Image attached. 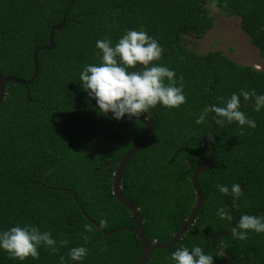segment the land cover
<instances>
[{
  "label": "trees",
  "instance_id": "trees-1",
  "mask_svg": "<svg viewBox=\"0 0 264 264\" xmlns=\"http://www.w3.org/2000/svg\"><path fill=\"white\" fill-rule=\"evenodd\" d=\"M210 0H0V68L4 77L33 79L34 53L50 44L52 27L64 22L54 36L53 51H39V74L28 87L9 83L0 108V230L32 224L51 231L57 251L40 249V258L23 262L0 251V264H134L142 254L137 236L128 231L135 219L113 193L119 161L140 144L146 125L117 122L98 111L82 89V66L99 63L96 41L113 43L126 30H146L164 48L159 61L174 69L177 86L184 84L186 103L179 108L157 105L144 115L152 121L147 145L128 162L122 191L139 209L151 243L170 242L194 211L192 177L211 157L208 137L211 117L196 119L211 104L241 90L264 93V67L243 66L220 51L199 54L185 46V37L202 39L214 27ZM226 16H238L240 27L264 58V0H216ZM171 54V56L169 55ZM133 70V69H132ZM167 83V81H165ZM241 110L257 123L255 129L236 122L218 126L213 135L216 159L199 176L204 203L181 246H199L221 264L212 238L232 231V220L264 213V109L254 110V98ZM127 116V115H125ZM238 183L242 195L226 196L217 184ZM227 207L232 219L221 220L217 209ZM91 225L92 230L85 231ZM87 236L85 240L83 237ZM67 240V245H61ZM85 246L81 262L69 259L73 247ZM215 247L230 253L232 264H264V233L249 230L246 240L233 233L218 238ZM147 264H175L171 253L154 251Z\"/></svg>",
  "mask_w": 264,
  "mask_h": 264
},
{
  "label": "clouds",
  "instance_id": "clouds-1",
  "mask_svg": "<svg viewBox=\"0 0 264 264\" xmlns=\"http://www.w3.org/2000/svg\"><path fill=\"white\" fill-rule=\"evenodd\" d=\"M95 47L99 50L95 53L99 63L82 66L79 81L82 89L95 100L99 112L106 115L111 112L114 119L120 120L125 115L138 118L157 105L172 109L186 103L184 84L177 86V80L182 77H177L175 70L168 66L152 63L159 61L165 50L146 30H126L117 42L113 43L111 38L105 37L97 40ZM137 65L140 67L137 68ZM241 96L244 101L254 98L256 112L264 109V93L241 90L226 100L221 97L219 104L205 107L196 123H203L211 117L221 126L225 123H238L242 134L245 125L249 129H255L256 121L241 110ZM217 188L226 196L238 198L242 195L238 183L232 184L230 188L217 184ZM217 215L221 220L232 219L227 207L217 209ZM238 228L241 231L233 229V234L239 240H246L249 230L256 234L264 233V213L241 215ZM91 230V225L85 226L86 232ZM83 238L88 239L86 235ZM60 244L67 245L68 241L61 240ZM42 246L53 253L58 250L57 240L50 230L42 231L39 226L32 224L0 230V251L7 253L12 259L23 262L31 257L38 260ZM88 254L89 249L81 245L71 248L68 256L73 262H81ZM171 259L175 264H214V257L199 246H181L171 253ZM60 260L61 264H66L64 257H60Z\"/></svg>",
  "mask_w": 264,
  "mask_h": 264
},
{
  "label": "water",
  "instance_id": "water-1",
  "mask_svg": "<svg viewBox=\"0 0 264 264\" xmlns=\"http://www.w3.org/2000/svg\"><path fill=\"white\" fill-rule=\"evenodd\" d=\"M64 22H65V19H64ZM64 22L58 26L52 27L51 32H50V44L48 46L41 48L40 50L35 51V53H34L35 73H34L32 80L23 81V80H20L16 77H12V76L4 77V75L1 71V68H0V108H1V106L5 100L6 87L9 83L28 87L37 79L38 74H39V63H38V59H37L38 53H39V51H42V50L53 51L55 49L54 36H55L56 31H61L63 29ZM169 55L171 56V54H169ZM138 67H140V66L137 65V68ZM133 70H136V69H133ZM107 114H108V117L111 118L112 120L117 121V122H121V123L133 121V120H139V121L143 122L147 128L146 134H145L142 142L140 144H138L134 149H132L128 154H126L119 161L118 168L114 174V180H113V193H114L115 197L117 198V200L124 207H126L131 212V214L133 215V217L135 219V227H121V228H119L115 231H112V232L106 231L104 228H102L98 223H96L94 220H92L87 215L85 209L82 207V205L80 204V202L78 201L77 198H76V201L80 205V208L82 209L83 215L92 224H94L96 227H98L101 230V232H103L105 235L111 236V235H115V234L122 232V231H128V232L134 233L137 236V238H138V240L142 246V249H143L141 256L139 257V259L134 264H147L150 261L154 251L166 250L170 253H173L172 249L179 244V242L184 238V236L189 231V229L195 224V222L198 218L199 212L201 211L203 203H204V195H203L202 189L199 186L198 179H199L200 175H202L204 172H206L213 165V163L216 159V149H215V146L213 144V135L215 133L216 128L220 125L217 124V125L213 126L212 131L208 137V143H209V146L211 148V157L207 161L202 163L195 170L193 177H192L193 189H194L195 194H196V203H195L194 211H193L192 215L187 220L184 221L182 227L177 232V234H175L174 238L170 242L159 243V242L155 241V242L151 243L149 241L147 235H146V232H145L144 221H143V218L141 216L140 209L126 195H124V193L122 191V176H123V172L125 170V167L127 166L130 159L134 155L139 153L149 142V140L152 136V128H153L154 123L142 114L138 118L125 116L124 118H122L120 120L114 119L113 114L111 112H109ZM237 220H238L237 217L233 218V220H232V231L231 232H228V233L225 232V233L217 234L211 240V245H212L213 249L216 252H218L219 254L227 257V260L221 264H232V263L236 262V259L230 253L220 251L219 249H217L215 247V242L218 238L226 237V236L230 235L231 233H233V229H236V226H237Z\"/></svg>",
  "mask_w": 264,
  "mask_h": 264
},
{
  "label": "rangeland",
  "instance_id": "rangeland-1",
  "mask_svg": "<svg viewBox=\"0 0 264 264\" xmlns=\"http://www.w3.org/2000/svg\"><path fill=\"white\" fill-rule=\"evenodd\" d=\"M216 0L208 4L214 27L202 39L185 37V46L199 54L220 51L233 61L243 66L264 67V58L251 43L248 35L240 27L238 16H226L215 5Z\"/></svg>",
  "mask_w": 264,
  "mask_h": 264
}]
</instances>
